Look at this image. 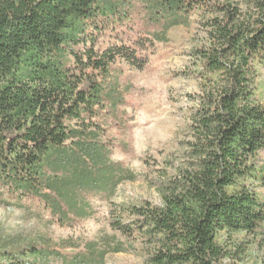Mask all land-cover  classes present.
<instances>
[{"label": "trees", "instance_id": "trees-1", "mask_svg": "<svg viewBox=\"0 0 264 264\" xmlns=\"http://www.w3.org/2000/svg\"><path fill=\"white\" fill-rule=\"evenodd\" d=\"M251 2L249 17L210 3L225 15L210 22L215 45L197 49L204 77L215 83L192 116L196 141L188 153H197V170L168 187L161 205L128 207L130 221L112 222L113 229L137 231L158 248L152 264H219L230 258L226 244L240 251L241 236L264 239V203L246 186L259 175L250 160L264 149V106L251 75L255 66L264 67V0ZM137 5L145 27L162 36L208 8L206 0H0L1 186L49 203L55 191L66 197L67 184L56 180L60 173L77 179L107 166L110 152L86 118L122 101L116 88L104 86L118 58L137 69L145 62L125 45L95 49L93 29L101 19L130 18ZM149 32L154 40L156 31ZM122 172L110 171L113 184L100 192L114 194ZM66 255L48 242L0 245V264H53ZM106 255L86 264H104Z\"/></svg>", "mask_w": 264, "mask_h": 264}, {"label": "rangeland", "instance_id": "rangeland-1", "mask_svg": "<svg viewBox=\"0 0 264 264\" xmlns=\"http://www.w3.org/2000/svg\"><path fill=\"white\" fill-rule=\"evenodd\" d=\"M210 3L235 7L246 17L254 12L251 0H206L208 8L194 12L187 25L174 27L163 36L157 34L158 28L145 27L146 17L139 5L128 19L97 21L98 28L93 29L95 49L125 45L145 62L137 69L118 58L104 86L107 91L116 88L122 101L86 118L96 141L110 152L107 166L91 175L83 172L77 179L60 173L56 180L67 184L63 185L67 186L66 200H61L60 191L53 193L55 200L46 203L40 197H21L0 185V245L35 241L41 246L48 242L68 254L53 264H86L90 258L97 261V254L103 253H107L104 264H152L149 258L158 248L137 231L125 235L113 229L112 222L130 221L128 207L145 202L161 205L168 187L198 168L197 153H188L196 141L192 116L205 105L215 83L204 77L197 49L215 45L210 22L225 15ZM149 29L156 31L154 40ZM82 48L78 45L75 50L82 53ZM75 61L72 58V66ZM254 69L252 79L258 101L264 106V67ZM250 162L259 175L246 186L264 203V149ZM120 167L124 178L114 194H109L110 189L100 192L101 187L113 184L115 177H109V172ZM241 239L243 251L226 244L230 258L221 259L219 264H264L262 236L255 241L252 236Z\"/></svg>", "mask_w": 264, "mask_h": 264}]
</instances>
